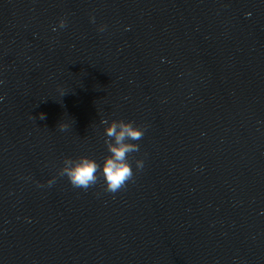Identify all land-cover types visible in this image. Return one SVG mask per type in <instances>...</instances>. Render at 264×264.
Returning a JSON list of instances; mask_svg holds the SVG:
<instances>
[{"label":"water","instance_id":"95a60500","mask_svg":"<svg viewBox=\"0 0 264 264\" xmlns=\"http://www.w3.org/2000/svg\"><path fill=\"white\" fill-rule=\"evenodd\" d=\"M0 80V264H264V0H0ZM101 119L116 194L57 174Z\"/></svg>","mask_w":264,"mask_h":264},{"label":"clouds","instance_id":"9594fccd","mask_svg":"<svg viewBox=\"0 0 264 264\" xmlns=\"http://www.w3.org/2000/svg\"><path fill=\"white\" fill-rule=\"evenodd\" d=\"M94 21V17L92 18ZM66 20L59 21V27L65 28ZM106 26H101L99 31H104ZM54 31L56 29H53ZM4 81L0 80V84ZM61 97L66 95L65 91L58 89ZM2 99V98H0ZM41 120L46 118L45 114L41 113ZM101 124L105 125V140L108 155L103 159V163H98L94 158L88 156H79L78 158L65 157L62 167L58 170L59 177H66L71 186L84 191L89 190L97 185L102 178L103 190L106 193L116 194L128 186L130 182H134L137 172L143 170L144 160L135 159V172L129 157L133 153L140 152V141L144 138L145 129L136 126L133 121H125L123 119H101ZM60 131H66L70 125L66 122H61L57 126ZM56 177L47 181L49 187L55 183Z\"/></svg>","mask_w":264,"mask_h":264}]
</instances>
